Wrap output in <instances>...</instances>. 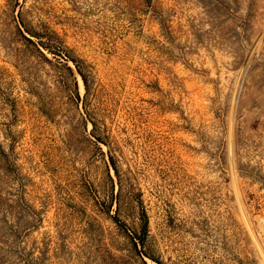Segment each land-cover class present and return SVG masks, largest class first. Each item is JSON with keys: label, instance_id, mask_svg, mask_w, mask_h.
Segmentation results:
<instances>
[{"label": "rangeland", "instance_id": "374dc122", "mask_svg": "<svg viewBox=\"0 0 264 264\" xmlns=\"http://www.w3.org/2000/svg\"><path fill=\"white\" fill-rule=\"evenodd\" d=\"M0 264H264V0H0Z\"/></svg>", "mask_w": 264, "mask_h": 264}, {"label": "trees", "instance_id": "16d2710c", "mask_svg": "<svg viewBox=\"0 0 264 264\" xmlns=\"http://www.w3.org/2000/svg\"><path fill=\"white\" fill-rule=\"evenodd\" d=\"M76 68V70H77V72L81 75V77L83 78V75H82V73L79 71V68L76 66L75 67ZM145 226H146V221H145V219H142V223H141V229H145Z\"/></svg>", "mask_w": 264, "mask_h": 264}]
</instances>
